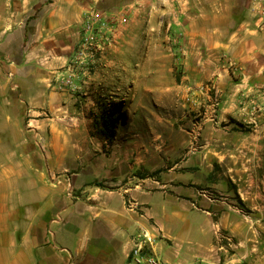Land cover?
Wrapping results in <instances>:
<instances>
[{
	"label": "crops",
	"instance_id": "obj_1",
	"mask_svg": "<svg viewBox=\"0 0 264 264\" xmlns=\"http://www.w3.org/2000/svg\"><path fill=\"white\" fill-rule=\"evenodd\" d=\"M252 1L0 0V66L5 70L0 67V129L19 128L25 114L34 119L30 122L47 123L54 133L51 159L63 162L47 170L46 184L40 169L27 174L9 169L12 155L0 153L5 162L0 164V264H128L143 232L164 261L180 263L190 256L185 246L193 243V229L185 226V212L201 204L194 191L196 161L229 154L232 138L207 136L204 146L191 153V142L182 136L151 137L137 130L151 128L145 114L152 113L151 93L157 89L152 80L160 81L163 101L179 110L184 100L204 96V83L216 81L222 100L217 121L207 122L205 129L218 132L221 124L225 129L229 119L249 109L242 107L243 98L264 88V27L250 12ZM93 8L117 17L119 24L127 19L126 32L134 37L164 36L154 44L161 55L150 60L159 70L132 74V103L108 155L90 135L86 117L95 112L94 81L107 78H78V95L56 87ZM47 113L50 117L40 120ZM73 142L82 145L80 157L87 161V181L81 186L65 174ZM27 176L33 178L30 185L17 179ZM56 176L57 183L50 180Z\"/></svg>",
	"mask_w": 264,
	"mask_h": 264
},
{
	"label": "rangeland",
	"instance_id": "obj_2",
	"mask_svg": "<svg viewBox=\"0 0 264 264\" xmlns=\"http://www.w3.org/2000/svg\"><path fill=\"white\" fill-rule=\"evenodd\" d=\"M123 21L122 24L118 23L110 47L78 72L79 78H101L102 75L107 78L104 82L94 81L97 84V96L93 100L95 112L86 116L90 121V135L92 118L100 112L96 101L102 102L105 108L113 104L118 106L120 126L123 117L128 116V105L132 103L133 91L131 93L129 89L132 81H135L132 74L159 70L150 60L161 55V49L154 47V44L158 45L164 36L159 33H139L134 37V34L126 32L127 19ZM147 40L152 42L150 48L143 45ZM133 42H136V46L131 45ZM226 63L228 65L230 62ZM1 68L4 72V68ZM141 79L139 83L143 82ZM151 83L157 88L151 93L152 113L145 114L146 120L152 121L151 128L137 131L151 137L182 136L191 142L188 150L191 153L204 146V138L207 136H226L232 140L227 146L229 154L212 158L202 156L196 161L199 185L194 186V191L199 192L201 204L196 205L193 213L190 210L185 212V215H189L185 216L188 221L185 226L188 223V227L191 225L193 229V243L185 246L190 256L180 263L167 262L155 254L152 244L145 246L143 255L146 259L140 264H151L150 260L155 264H264V88L254 95L250 93L244 97L242 107L248 105L249 109L237 113L236 119H229L225 125L227 128L222 129L224 125H219L217 132L213 128L204 127L207 122L217 121V110L222 99L216 81L204 83V96L184 100L181 110L163 101L158 88L160 81L152 80ZM46 115L40 120L50 117V114ZM29 120L34 119L25 114L22 115L19 128L0 129V153L12 155L6 162L9 169L27 174L38 168L45 175L43 182L48 184L47 170L58 164L62 167L63 162L51 159L55 147L51 144L54 134L52 128L47 123ZM168 122H172L171 126ZM101 143L103 153L108 155L111 145L106 141ZM94 147L91 146L90 152L95 153ZM82 152V145L73 142L71 167L65 173L74 184L76 180L77 186L87 181V171L83 170L87 161L80 157ZM17 179L30 185L33 178L27 176ZM50 180L57 183V176ZM165 246L169 248L167 244Z\"/></svg>",
	"mask_w": 264,
	"mask_h": 264
},
{
	"label": "built area",
	"instance_id": "obj_3",
	"mask_svg": "<svg viewBox=\"0 0 264 264\" xmlns=\"http://www.w3.org/2000/svg\"><path fill=\"white\" fill-rule=\"evenodd\" d=\"M249 9L264 27V0H253ZM117 27V17L107 15L94 8L87 12L80 27L79 43L66 69V74L56 81L59 91L66 90L71 93L77 91L75 81L79 78L78 72L94 62L97 55L103 54L110 47ZM153 242L154 240L147 233L140 234L130 252V264L145 262L144 248L146 245H152ZM149 263L155 264L153 260H150Z\"/></svg>",
	"mask_w": 264,
	"mask_h": 264
},
{
	"label": "trees",
	"instance_id": "obj_4",
	"mask_svg": "<svg viewBox=\"0 0 264 264\" xmlns=\"http://www.w3.org/2000/svg\"><path fill=\"white\" fill-rule=\"evenodd\" d=\"M95 103L100 112L92 118L91 136L100 142L106 141L108 145H112L117 133L120 110L116 104H113L110 108H105L102 102L96 101ZM158 173L160 171H156L153 175ZM96 185L105 187L102 183H96Z\"/></svg>",
	"mask_w": 264,
	"mask_h": 264
}]
</instances>
